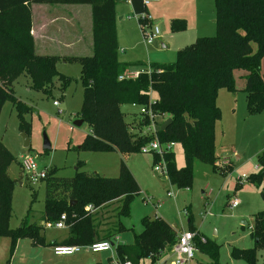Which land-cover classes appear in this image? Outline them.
<instances>
[{"label":"trees","instance_id":"obj_1","mask_svg":"<svg viewBox=\"0 0 264 264\" xmlns=\"http://www.w3.org/2000/svg\"><path fill=\"white\" fill-rule=\"evenodd\" d=\"M116 1L120 0H0V112L7 98L19 117L25 110L10 90L5 89V85L20 73H26L32 87L44 93L50 92L55 79L61 89L69 82L56 71L55 64L61 58L35 54L29 5H88L91 7L90 52L62 59L80 66L83 101L78 119L89 129L82 147L93 152L115 151L122 156L139 152L154 136L147 134L133 140L121 108L147 106L153 93V113L171 120L163 131L156 132V139L162 145H180L184 158V167L178 169L173 153L163 154L167 179L178 188H188L195 163L209 164L217 171L214 127L219 111L216 96L221 89L234 92L235 71L242 73L248 112L264 111V81L260 74V59L264 56V0H213L216 29L213 37L197 38L177 52L176 62L171 65H151L148 67L150 74L144 72L135 80L123 81H118V77L125 74L126 65L117 59ZM130 3L133 14L146 13L141 0H130ZM184 27L182 20L170 23L172 32L182 31ZM138 118L137 127L150 124L147 117L139 115ZM21 129L24 132L26 126L22 124ZM263 155L264 152L258 157V175L246 181L257 182L264 177ZM157 159L153 155V162ZM13 160L0 142V238L8 237L12 247L21 239H28L35 246H45L41 224L55 222L61 215H65L68 233L62 245L107 241L113 245L120 263L140 264L148 259L154 264L157 254L168 253L175 243L176 232L165 221L145 217L141 221L142 231L134 235L131 247L115 245L112 239L123 229L120 220L129 217L131 203L140 194L123 164L116 178L79 171L71 178H56L47 172L42 181L45 200L39 223L29 224L24 219L17 228L10 229L11 194L15 182L7 175V168ZM71 202L74 204L70 205ZM110 203L115 207L108 218L95 212L104 206L108 208ZM105 220L110 223L106 225ZM102 225L108 227L100 231ZM193 233L196 250L209 256L208 264H217L215 245L206 240L202 243L198 234ZM251 236L256 247L264 246V211L254 216ZM254 251L233 249L232 254L252 264Z\"/></svg>","mask_w":264,"mask_h":264},{"label":"rangeland","instance_id":"obj_2","mask_svg":"<svg viewBox=\"0 0 264 264\" xmlns=\"http://www.w3.org/2000/svg\"><path fill=\"white\" fill-rule=\"evenodd\" d=\"M165 1L168 0H159L148 8L160 15ZM171 1L169 7L165 6L167 12L178 16L180 20H188V29H185L183 35L191 39L185 46L194 43L197 38L215 35L213 0ZM121 12V20H118L119 17L117 24L115 23L117 59L125 64L132 63L127 65V70H147L151 65L165 66L163 62L157 61L162 57L167 60L172 58V62H176L177 52L161 50L157 39L153 41L155 49L151 53L147 52L145 47L148 46L143 43L134 14L124 8ZM159 20L157 19L158 24ZM82 27L87 38L82 41L80 51H74L75 55L90 52L91 36L87 32L89 20ZM158 27L161 28L160 25ZM195 27L198 32L193 36ZM132 42L138 44L130 52L128 46ZM62 59L63 57L56 62L55 68L59 75L69 79L63 89L57 79L53 81L49 93L34 89L30 77L24 72L16 75L9 85H5V89H9L13 98L25 108L19 117L13 103L7 98L0 112V142L14 159L7 168V175L15 182L11 194L10 229L17 228L24 219L29 224L37 225L44 211L43 182L36 185L28 182L20 165L22 156L30 155L39 168L46 169L56 178H71L77 171L116 178L119 167L123 164L138 185L140 194L131 203L129 217L120 220L123 229L118 234L115 245L131 247L134 235L142 231V219L157 217L177 233L180 229L196 232L200 240L204 239L215 245L218 251L217 264H250L233 256V249H254L252 264H264V246L256 247L251 236L254 216L264 211V177L257 182L245 180L259 173L258 157L264 152V111L255 114L248 112L242 73H233L234 92L221 89L216 96L219 111V119L214 127L217 171H213L209 164L195 163L190 186L178 188L166 176H158L152 171V154L139 151L122 156L115 151L93 152L82 147L89 135L88 126L86 123H82L80 127L72 125L78 120L83 101V88L79 81L80 66L77 62ZM260 74L264 81V56L260 59ZM154 100L155 94L152 93L150 101ZM54 101L58 102V108L53 106ZM121 110L126 116L133 140L149 134L147 131L151 129V124L137 127L135 119L138 120V116L126 115L134 110L128 106ZM22 124L26 126L24 132L21 131ZM23 134L28 140V148L23 145ZM44 135L50 144L48 151L43 150ZM170 152L173 153L176 167L183 168L181 146L173 144ZM168 192L172 193V197L167 196ZM233 200L238 204L231 208ZM182 211H186L188 215H184ZM41 225V234L47 242L64 233L55 228L45 229V224ZM20 243L21 246L18 247L16 243L12 247L8 237L0 238V264H39L42 248L32 250L29 240ZM103 255L105 261L108 258L113 260L110 251ZM209 262L208 255L198 250L194 252V263ZM140 264L151 263L147 259Z\"/></svg>","mask_w":264,"mask_h":264},{"label":"crops","instance_id":"obj_3","mask_svg":"<svg viewBox=\"0 0 264 264\" xmlns=\"http://www.w3.org/2000/svg\"><path fill=\"white\" fill-rule=\"evenodd\" d=\"M166 3L164 4L161 14L156 15L154 13L152 8L146 7V13L153 19V23L157 26L160 25V33L159 37L157 38L158 45L160 46L161 50L164 51H171L173 52H178L182 48L186 47L185 43L187 41H190V37L185 38L183 35V32L185 29H188L187 26V21L181 18V20L184 22L185 27L182 31H177V32H172L170 29V23L173 20H180V18L176 15H171L167 12L165 6H168L171 4V0L165 1ZM26 5V4H24ZM124 8L130 13H133L132 6L130 3V0H120L115 2V15H116V21L115 23L117 24V19L121 20V9ZM29 10H30V21H31V28H30V35L33 39L34 43V51L37 56H55V57H65V56H71L75 55L76 53L74 51H80V48L82 47V41L87 38V36L84 35L82 32V29L84 31V28L82 27V24L85 25L86 21L89 20V28L87 32L90 34V29H91V7L88 5H37V4H30L29 5ZM83 13V17H82ZM157 19L159 20V24L157 22ZM187 22V23H186ZM115 24V27L117 26ZM198 30L195 27L194 34L195 36L197 34ZM84 35V37L82 36ZM136 44L133 42L129 44L128 49L130 52L136 49ZM154 43L149 45L148 47H145L147 49V52L153 51L155 49ZM86 47V46H85ZM150 48V50H148ZM59 50H61L59 52ZM75 53V54H74ZM149 55V54H148ZM64 61V60H63ZM159 63H164L163 65H171L173 62L172 58L170 60L164 59L163 57L160 58ZM161 61V62H160ZM123 63V62H120ZM125 64V63H123ZM132 64V63H128ZM126 65V70L125 73H135V72H142L145 70H140L137 71L134 68L128 69L127 70V65ZM131 110L129 113H126L128 116H139L138 114V109L132 106H128ZM124 113V112H123ZM135 118V117H134ZM126 122V116L124 118ZM167 120V119H166ZM127 123V122H126ZM137 123V119H135V125ZM131 131V130H130ZM113 152V151H112ZM153 162V159H152ZM107 206L100 208L96 210V213L103 214L102 218L106 219L109 216H111L110 211L115 207L113 203H110ZM58 221V220H57ZM55 221V222H57ZM54 222V223H55ZM110 221L105 220V224L107 225ZM121 222V221H120ZM103 223V222H102ZM102 225L99 226V230L103 231L105 228L108 226ZM123 227V226H122ZM173 229V228H172ZM56 230H62L64 231L63 234L57 237H53L47 242L44 238L45 246H35L31 243V248L32 250H36L38 248H42L41 254V261L39 264H118L120 263V260L118 259L115 249L113 251H110V253L113 256V260L111 261L110 258H108V261H105V252L101 253H90L86 251H82L80 253L74 254L72 256H55L52 252L53 247L56 246H67V245H62L61 243L66 241L68 238V233L67 229H56ZM174 230V229H173ZM175 231V230H174ZM182 231V229H180ZM177 233V231H175ZM179 233V232H178ZM118 235H115V237L112 239L114 243L117 241ZM23 240H28V239H21L18 240L17 246H21L20 242ZM56 243L54 246L50 244ZM72 246V245H71ZM85 246V245H82ZM36 252V251H35ZM109 252V251H107Z\"/></svg>","mask_w":264,"mask_h":264},{"label":"built area","instance_id":"obj_4","mask_svg":"<svg viewBox=\"0 0 264 264\" xmlns=\"http://www.w3.org/2000/svg\"><path fill=\"white\" fill-rule=\"evenodd\" d=\"M142 5L147 7L152 3H158L159 0H141ZM134 19L136 20L139 29L142 33L143 43L146 46H149L153 43L155 39L159 37L160 31L159 27L155 25L151 19V17L147 13H142L140 15L134 14ZM150 74L149 68L142 72L135 73H125L118 77V81L123 80H135L142 73ZM154 102V101H153ZM149 99V103L147 106H135L138 109V114L140 117H147L150 124L151 129L147 131L149 135H153L154 139L149 143L145 144L140 148L141 153L152 154L158 157L156 162H153L152 171L156 173L158 176H166V165L163 159V154L171 151V146L173 144H160L156 139V132L159 130V126L166 121L165 116H159L153 113L151 109V105L153 104ZM53 106L55 108L59 107L57 101L53 102ZM60 113V112H58ZM21 169L24 172V175L28 182L31 185H36L45 180L47 176V170L41 169L35 163V160L30 155H25L20 158ZM168 197H172V193H167ZM237 201L233 200L230 203V207L234 208L237 206ZM157 207V206H156ZM87 210H91V207H87ZM184 215H188L186 211H182ZM180 214V212H179ZM65 215H61L57 222H49L46 223L44 228L50 229H64L65 228ZM195 233L190 231H180L176 233V241L172 245L170 251L168 253L159 252L157 254V259L154 264H196L194 263V252L196 251L194 244ZM202 243L205 242L204 239L200 240ZM111 243L104 241L98 243H92L89 245H74V246H56L53 247L52 252L55 256H72L74 254L80 253L82 251L90 252L93 254L111 251L113 247L110 246ZM118 264H131L130 262H122Z\"/></svg>","mask_w":264,"mask_h":264},{"label":"water","instance_id":"obj_5","mask_svg":"<svg viewBox=\"0 0 264 264\" xmlns=\"http://www.w3.org/2000/svg\"><path fill=\"white\" fill-rule=\"evenodd\" d=\"M82 123H83V120L78 119V120L74 121V122L72 123V125H73L74 127H80V126L82 125ZM170 123H171V120H170V119H167L166 121H164V122L161 124V126L159 127V130H160V131H163V130L166 128V126H167L168 124H170ZM22 138H23V145H24V147L28 148V140H27V138H26V136H25L24 134L22 135ZM43 150H44V151H48V150H50V144H49V141H48V139L46 138L45 135H44V138H43ZM72 204H74V202H71V203H70V205H72ZM110 246L113 247L112 244H111Z\"/></svg>","mask_w":264,"mask_h":264}]
</instances>
